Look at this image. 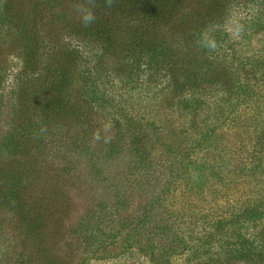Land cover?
I'll use <instances>...</instances> for the list:
<instances>
[{
    "label": "rangeland",
    "instance_id": "1",
    "mask_svg": "<svg viewBox=\"0 0 264 264\" xmlns=\"http://www.w3.org/2000/svg\"><path fill=\"white\" fill-rule=\"evenodd\" d=\"M77 1L13 0L12 4L31 28L36 26L33 40L39 43L44 61L68 64L76 72L73 62L80 55L81 69L91 71L97 63L92 53L65 36L83 22L81 9L91 10L87 2ZM192 1L196 11L213 0ZM215 1L249 6L242 14L233 11L235 20L243 17L248 23L239 26L232 38L238 44L239 60L255 64L254 73L245 80L251 93L242 108L239 96H232L231 105L237 107L234 120L221 125L214 114L220 95L206 90L202 95L207 104L188 139L189 122L186 117L177 121L180 115L169 104L174 98L161 91L162 81L147 82L141 75L133 82L125 79L121 86L109 62L101 72L110 101L98 107L91 104L83 93L82 78L76 77L80 92L75 93L73 111L78 115L68 112L71 117L41 134L16 100L21 87L25 94L31 87L30 78L20 76L30 73L18 58L29 36L2 22L11 6L0 0V176L13 169L22 173V199L48 233L42 232L46 241L41 245L30 233L32 226L24 225L0 193V264H17L19 256L27 257L26 264L35 260L37 264H150V254L152 261L164 264L179 262L186 244H195L191 241L197 240V233L215 236L213 253L234 236L235 240L258 237L264 221L257 229L242 214L264 201V64H257L264 61V23L257 26L256 21L264 20V0ZM250 15L257 19L251 21ZM233 24L230 20L227 26L232 30ZM166 116H173L174 127ZM33 119L40 121L39 116ZM114 119L120 120V126L114 125ZM154 123L163 126L162 136ZM210 124H216L214 136L197 153L201 161L196 156L198 162L192 165L188 151L190 147L195 151L196 139ZM35 135L38 139L25 142ZM203 165L206 172L194 175L192 170L199 175ZM212 165L216 171L209 169ZM2 182L3 178L0 186ZM228 221L231 224L226 226ZM174 234L190 240L181 243L172 238Z\"/></svg>",
    "mask_w": 264,
    "mask_h": 264
},
{
    "label": "trees",
    "instance_id": "2",
    "mask_svg": "<svg viewBox=\"0 0 264 264\" xmlns=\"http://www.w3.org/2000/svg\"><path fill=\"white\" fill-rule=\"evenodd\" d=\"M73 1L78 4L77 0ZM80 1L87 2L96 19L88 25L82 22L76 27L72 26L73 29L70 28L65 32V36L70 40H76L79 49L85 48L92 53L97 63L91 71L81 69L83 65L78 64L81 63L79 60H82L80 55H77L73 62V66H77L76 72L69 70L71 68L68 64L63 63L64 66H58L57 63L44 61L43 52L40 46H37L39 43H34L33 40L36 26L33 25L31 28V24L23 19L22 11L19 13L17 6L12 4L13 0H7L11 9L7 8V12L5 11L1 18L3 23H8L17 29L21 28V31L29 36L18 58L25 70L30 73L26 75L22 72L20 76L22 79L24 76L29 77L28 84L31 87H28L26 94L25 87H21L22 91L16 94V100L29 114L28 117L32 119L36 128H39L41 134H46L53 126L58 127L66 116H70L68 112L75 113L73 111L76 109L75 93L80 92L76 89V77L82 78L86 88L83 93L88 96V101L91 99V104L98 107L110 101L109 92L104 90L106 78L101 72L106 70L108 62L111 66V74L120 77L118 82L121 86L125 84V79L133 82L141 75L143 78L146 77L147 82L162 81L164 84L161 91L171 94L174 98V102L169 100L168 102L176 107L175 113L180 115L176 118L177 121L182 122L186 117L189 122L187 124L189 131L185 136L188 139L193 137L190 128L194 130L198 126L201 118L198 114L207 104L202 95L206 90L210 92L214 90L220 95V99L215 104L217 108L214 114H217L215 120L221 125L228 123L230 118L234 120V113L237 112V107L231 105L234 94H237L242 101L241 108L246 106L251 85L250 82L245 83V80L254 73L255 64L239 60L238 44L232 36L239 26L248 23V20L243 17H237L235 20L232 13L235 11L242 14L246 12L245 10H250L248 5L232 4L231 1L226 5H219L213 0L209 1L207 6L203 5L194 11L195 4L192 0H112L110 5L108 0ZM37 9L35 7V10ZM256 16L252 15L251 21H255ZM230 20L235 21L232 30L227 26ZM256 21L257 26L264 23V20ZM79 49L76 53L80 52ZM257 64L262 65L264 61L261 60ZM239 66H250L252 69L243 71ZM256 67L262 66L256 65ZM226 102H229L228 105L225 104ZM36 116L40 117L39 123L33 119ZM172 117L167 118L170 126L174 127ZM119 121L114 119V125L120 126ZM154 124L158 128L159 124ZM215 125H208L206 133L196 139L195 151L190 147L186 156L189 157L190 164L195 165L198 160L201 161L197 153L206 149L210 143L216 130ZM41 129L45 130L41 131ZM157 130V134L162 136L163 126ZM35 139H38L37 135L27 136L25 142ZM8 144L13 146L12 142ZM8 144L5 148H8ZM12 155L15 156V153ZM196 156L198 160H195ZM209 169L216 171L215 165L210 166ZM192 171L194 175L201 177L206 172V168L203 165L199 175L194 169ZM1 178H3L0 186L2 200L11 203L12 210L19 215L18 218L24 220V225L32 226L30 233H33L34 238L39 239L38 242L44 245L46 240L43 239L42 232L48 236L47 228L46 225H41L39 220L36 221L37 218L31 216L29 213L31 206L25 198L22 199L24 194L22 173L13 169L0 176ZM244 211L246 212H243L242 217L247 215V221H251L254 227L259 229L257 225L264 221V201L255 202ZM41 214L43 213H40V218L44 217ZM173 222L175 219L172 218L171 223ZM230 224L231 222L228 221L226 226ZM196 235H198L197 240L191 241L195 244H186L185 253L181 255L179 262L166 260L164 264H180L184 257V264H264V228L259 231L258 237L255 236L251 240L247 237H238L235 240V236L234 239H228L224 245H221V251L215 253L212 252L216 242L213 234L207 236L197 233ZM172 238L181 243H186L188 239L180 234H174ZM144 253L150 254L148 251ZM150 255L153 259V254ZM26 258L19 256L17 264H26ZM152 259L148 263L163 264ZM33 264H37V260Z\"/></svg>",
    "mask_w": 264,
    "mask_h": 264
},
{
    "label": "clouds",
    "instance_id": "3",
    "mask_svg": "<svg viewBox=\"0 0 264 264\" xmlns=\"http://www.w3.org/2000/svg\"><path fill=\"white\" fill-rule=\"evenodd\" d=\"M112 0H108L109 5L111 4ZM82 12V20L85 25H88L95 21L96 17L95 14L88 9H81ZM45 129H41V131H44Z\"/></svg>",
    "mask_w": 264,
    "mask_h": 264
}]
</instances>
